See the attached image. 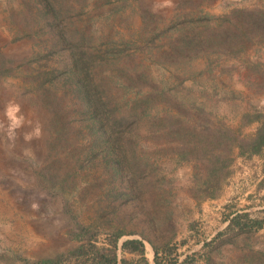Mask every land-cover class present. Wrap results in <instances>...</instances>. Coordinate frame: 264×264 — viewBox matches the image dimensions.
<instances>
[{"label": "rangeland", "instance_id": "374dc122", "mask_svg": "<svg viewBox=\"0 0 264 264\" xmlns=\"http://www.w3.org/2000/svg\"><path fill=\"white\" fill-rule=\"evenodd\" d=\"M24 1L0 0V51L13 60L8 74L0 71V264H22L21 258L40 260L69 250L79 243L75 233L82 226L98 228V245L107 244L109 232L122 229L117 255L127 260L135 261L138 256L122 252L121 243L144 235L149 264H155L149 241L157 246L167 243L170 255L164 261L176 260V264L187 255H193L195 264H204L207 256L214 264H242L244 254L249 253L246 241L250 250L260 248L264 225L250 232L228 229V225L232 217L244 213L264 222V151L240 156L237 146L223 139L218 147L209 144L208 148L210 155L220 152L223 156L226 146L233 145L226 166L200 154L183 159L178 154L182 147L178 140L168 135L157 138L147 125L139 130L138 142L147 162L143 186L123 200L117 196L118 190L115 198L109 191L112 185L103 166L89 168L88 163L75 167L70 158L77 155L74 149L48 148L46 114L30 102L24 79L26 68L35 64L30 43L13 41L16 29L12 22ZM108 1L86 0L83 11L76 4L75 16L82 18V24L91 16L90 30L94 35H109L105 40L123 36L135 41L143 26L137 11L151 14L157 32L146 35L149 39L160 37L152 39V47L160 44L166 49V36L178 35L182 26L188 34L200 32V38L208 39L186 57L171 62L158 64L151 55L153 50L148 54L137 49L134 57L146 66L156 84L165 85L167 94L181 101L183 107L178 104L176 111L180 114L178 125L190 127L192 147L204 144L200 142L204 141L202 123L211 127L223 123L237 138L256 131L259 122H244L242 116L264 112V76L260 75L264 72V35L245 28L247 21L258 17L248 13H264V0H171V6L161 8L156 6L164 0ZM122 1L123 9L109 15V6ZM139 44L130 45V51ZM188 103L202 111L192 109L188 114ZM165 105L161 115L167 117L171 110ZM11 108L18 109L15 121L8 115ZM185 132L183 129L180 137H185ZM69 168L79 170V175L62 195L57 194L53 187L58 186L56 182L63 183ZM55 174L58 177H53ZM51 178L55 185L47 182ZM97 180L98 188H84L88 181ZM158 255L164 257L161 251Z\"/></svg>", "mask_w": 264, "mask_h": 264}, {"label": "trees", "instance_id": "16d2710c", "mask_svg": "<svg viewBox=\"0 0 264 264\" xmlns=\"http://www.w3.org/2000/svg\"><path fill=\"white\" fill-rule=\"evenodd\" d=\"M76 4L83 11L87 2L25 0L20 4L21 8L12 22L16 29L13 41L30 43L31 59L35 64L26 68L24 79L28 84L26 89L31 94L30 102L36 105L40 113L46 114L44 129L48 134L46 143L49 149L55 151L74 149L77 155H70V158L74 160L75 167L78 165L82 168L88 163L89 168L96 169L98 164L103 166L108 182L112 185L109 191L114 192L115 198L118 190L117 196L123 200L134 191H140L143 186L141 180L146 172L147 162L145 154L138 150V142L139 130L147 125H150L157 138L168 135L178 140L182 144L178 154L183 159L189 158L192 154H200L208 161L212 158L217 163H224L225 165L221 166L224 167L228 160L231 161L228 155L232 152L233 145L238 148L237 154L244 157L261 154L264 151V112L258 111L242 116L244 122L248 123L251 120L259 122L256 131L250 136L237 138L223 123L212 127L202 123L200 127L204 132L202 134L204 141L200 142L204 144L201 147H192L193 145L189 143L194 134L190 127L178 125L177 119L180 114L176 111L178 104L183 107L181 101L177 100L175 95H168L167 87L161 83L156 84L154 78L148 75L146 66L134 60L138 54L137 49L140 53L147 51L148 54L153 50L154 53L151 55L158 64L163 63V60L171 62L184 58L186 54L208 41L200 38V32L190 35L182 26L178 35L171 37L165 35L166 49H162L160 44L152 47V39L160 37L149 39L146 35L149 31L157 32L150 21L151 14L137 11L142 18L143 26L135 41L123 36L119 40H105L104 38L109 35H94L90 30L89 22L93 20L91 16H88L83 24L82 18L78 16L76 19L75 16L78 15ZM102 4L105 5L103 2ZM124 5L122 1L109 6V15L119 13ZM251 14L258 17L247 21L245 29L264 35V13L253 11L248 13L249 16ZM205 29L206 27L203 28ZM210 32L213 33L215 30L211 29ZM137 43H140V47H134V52H131L130 45ZM143 55L146 56V52ZM12 62V59L3 56L0 51V71L8 74ZM260 75L264 76V72ZM145 86L149 88L148 91L144 89ZM164 104L170 105L168 109L171 111L167 117L161 115L164 112ZM185 106L188 114L192 109L197 113L199 110L202 111L194 103ZM150 121L153 122L147 124ZM183 129H186L187 135L182 138L180 136ZM223 139L233 143L232 147L229 145L230 148L227 149L226 146L223 156L220 152L210 155L209 144L218 147L216 144L220 145ZM212 171H216V168ZM79 172L75 168H69V172L65 171V176L61 179L64 185L56 182L58 186L53 187L56 188L55 192L62 195L65 188L75 182ZM53 177L56 178L58 175L55 174ZM116 181H120L121 184L117 185ZM47 182L49 185H55L52 178ZM84 188L86 190L98 188V180L88 181ZM65 202L68 200L65 199ZM107 206H111V202ZM263 225L262 220L250 218L244 213L232 217L228 229L250 232ZM97 233L98 228L82 226L75 233L79 241L77 245L53 257L40 260L21 258L22 264H149L144 255L143 239L146 238L144 235L142 238H127L120 245L122 252L138 256L134 261L119 258L117 255L118 240L124 234L122 229L109 232L106 245L97 244ZM149 242L155 252V264H176V260L164 261L167 255H170V246L167 243L157 246L153 241ZM246 246L249 253L244 254L241 263L264 264V244L256 251L250 250L252 246L248 241ZM160 251L164 257L158 255ZM180 264H195V258L193 255H187ZM204 264L214 263L207 256Z\"/></svg>", "mask_w": 264, "mask_h": 264}, {"label": "clouds", "instance_id": "9594fccd", "mask_svg": "<svg viewBox=\"0 0 264 264\" xmlns=\"http://www.w3.org/2000/svg\"><path fill=\"white\" fill-rule=\"evenodd\" d=\"M165 6H171V0H164V3H163V4H159V5H157L156 7H157V8H161V7H165ZM16 111H18L17 108H11V109L9 110V112H8V115H9L11 118H13L14 121H15L14 113H15Z\"/></svg>", "mask_w": 264, "mask_h": 264}]
</instances>
